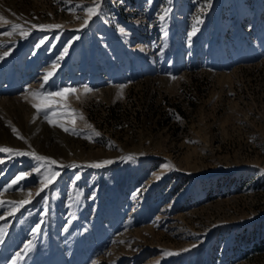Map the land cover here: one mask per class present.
I'll list each match as a JSON object with an SVG mask.
<instances>
[{
	"label": "rangeland",
	"instance_id": "rangeland-1",
	"mask_svg": "<svg viewBox=\"0 0 264 264\" xmlns=\"http://www.w3.org/2000/svg\"><path fill=\"white\" fill-rule=\"evenodd\" d=\"M0 17V264H264V0Z\"/></svg>",
	"mask_w": 264,
	"mask_h": 264
},
{
	"label": "snow or ice",
	"instance_id": "snow-or-ice-1",
	"mask_svg": "<svg viewBox=\"0 0 264 264\" xmlns=\"http://www.w3.org/2000/svg\"><path fill=\"white\" fill-rule=\"evenodd\" d=\"M99 8H100L99 3H95L94 6L87 8V10H86L87 13H88L87 19L90 20L93 16L99 15ZM0 19H3V17H0ZM15 27L16 28H21L22 26L21 25H16ZM39 27L40 28H53V27H57L58 28V27H61V26L60 25H39ZM21 34L22 35H26V33H23V32ZM54 68H55V66H53V71H54ZM51 75H53V72H49L45 76V79L47 80ZM64 91H66V90H62L61 93H57L56 95H63ZM72 91L75 92V89H73ZM89 91H91V89L85 88V92H89ZM32 95H33V97L36 100L39 101V103H34L33 104V107H35L38 112L46 111L50 107V102H51V98H52L53 94H51V93L45 94L42 91H34L32 93ZM73 112H75V110H73ZM45 118L49 119L50 123H54V121L52 119H50L48 115H46ZM80 118H82V115H81ZM60 126L64 127L63 124H61ZM64 130L65 131H69L70 129L67 128V127H64ZM13 131L17 132L18 130L13 128ZM96 134L99 135V133H96ZM20 138L23 139L22 136ZM0 152H5V153H8L9 155H12V154L25 155L26 154V153L20 152L17 149H12V148H8V147H0ZM33 155H35V154L33 153ZM36 158L39 159V160H43V161L49 162V166L57 164V162L55 160H52L49 157L37 156ZM0 162H2V161H0ZM107 163H110V161H104L102 163H97V164H95L93 166L100 167V166H103V164H107ZM60 167H63V165H61ZM36 171L39 172L40 169H36ZM26 175H29V173H22L21 175L17 176L16 179L12 181V184L9 185V187H11L12 185L17 184V182L22 180L24 178V176H26ZM42 175H43V179L41 181V183H42L41 191H43L44 188H47L51 184H53L55 182L56 178L60 175V173L58 171L52 172L51 174H49L48 172H45ZM28 202H30V201L26 200V201L18 202V206H22L24 203H28ZM2 205H3V202L0 201V206H2Z\"/></svg>",
	"mask_w": 264,
	"mask_h": 264
},
{
	"label": "bare ground",
	"instance_id": "bare-ground-1",
	"mask_svg": "<svg viewBox=\"0 0 264 264\" xmlns=\"http://www.w3.org/2000/svg\"><path fill=\"white\" fill-rule=\"evenodd\" d=\"M7 39V38H6ZM4 45V44H3ZM2 54V53H1ZM1 56H3V55H1Z\"/></svg>",
	"mask_w": 264,
	"mask_h": 264
}]
</instances>
